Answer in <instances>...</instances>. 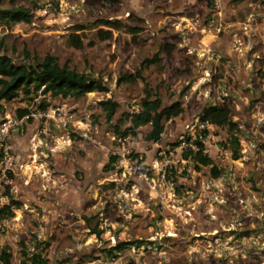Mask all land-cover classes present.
<instances>
[{"label":"rangeland","instance_id":"374dc122","mask_svg":"<svg viewBox=\"0 0 264 264\" xmlns=\"http://www.w3.org/2000/svg\"><path fill=\"white\" fill-rule=\"evenodd\" d=\"M17 5L29 22L0 24V54L31 64L52 55L108 91L0 101V122H17L0 145V160L4 144L11 156L0 164V208L12 211L0 216V251L10 264L33 252L47 264H264V0H222L216 36L202 31L211 0H0V8ZM154 54L155 63L141 64ZM146 91L182 107L156 142L144 139L147 125L130 132L124 119ZM105 98L117 103L108 121L97 104ZM221 104L236 149L224 126L200 134L201 109ZM54 108L58 123L40 115ZM19 109L27 113L17 117ZM190 130L211 165L195 168L178 148ZM111 135L133 140L141 171L114 175ZM168 151L163 174L151 168ZM126 241L141 243L109 253Z\"/></svg>","mask_w":264,"mask_h":264},{"label":"trees","instance_id":"16d2710c","mask_svg":"<svg viewBox=\"0 0 264 264\" xmlns=\"http://www.w3.org/2000/svg\"><path fill=\"white\" fill-rule=\"evenodd\" d=\"M31 14L22 6L17 5L9 8H0V24L7 25L10 22H29ZM108 24L109 22L103 21ZM68 44L75 48L80 47V41L77 34H69L67 37ZM158 60L156 54L151 58L142 61V65L153 64ZM139 77L138 72L135 75L131 73L121 74L117 77L116 83L131 82ZM39 93L50 97L60 98H78L84 96L88 92H107L108 89L100 80L92 79L81 74L74 69H70L65 65H58L52 55L45 54L38 62L31 64L28 62L16 63L10 57L0 54V101L11 100L19 95L28 97L31 93ZM100 111L104 114L105 120H109L115 113L117 103L110 98H105L97 102ZM47 104L43 101L39 108L43 109ZM182 111L179 101H174L168 105H162L158 97H150L146 91L144 96L139 100L138 109L136 111L125 114L124 119L128 122L126 129L133 132L140 126H148V131L144 135V139L149 142H156L160 138L165 121L177 116ZM25 109L17 111V117L26 114ZM198 119L200 121H208L214 126L225 127L229 132V142L231 145L238 147V139L234 132L236 131L235 123L231 121L229 109L227 106L207 105L201 109ZM196 150L187 149V153L192 158L195 168L200 166H208L212 164V160L206 154L201 153L202 143L195 139L193 141ZM182 154L184 158L187 153ZM236 150L233 155L235 157ZM111 160L113 159L110 156ZM210 171L213 176L217 175V171L211 166ZM14 207L18 206V202L11 201ZM12 211L9 205L0 208V216H11ZM91 233L99 235L100 230L97 227L91 228ZM139 241L117 242L109 248L112 251H121L129 244L139 246ZM10 254L4 250L0 251V264H10ZM19 264H47L38 252H33L30 256L23 257Z\"/></svg>","mask_w":264,"mask_h":264},{"label":"built area","instance_id":"2783aa9c","mask_svg":"<svg viewBox=\"0 0 264 264\" xmlns=\"http://www.w3.org/2000/svg\"><path fill=\"white\" fill-rule=\"evenodd\" d=\"M221 4L222 0H211V6L213 8V11L208 16L204 26H203V33L211 36H216L218 32L220 31L221 25H220V14H221ZM58 108H54L49 110L47 113L41 112L40 115L44 116L45 118H50L53 122L59 121L60 113L58 112ZM62 121V120H61ZM68 121V120H67ZM63 124H65L63 122ZM14 125H17V122L14 120H11L9 118H6L0 122V145L3 143L9 129L13 128ZM71 125L74 127V123H71ZM199 131L201 135L204 134V132H208L211 130L214 125L209 123L208 121H200L198 123ZM194 131L190 130L189 132V138L186 140L180 139V142L178 144L179 149H190V150H196V147L193 143V141L196 139L194 136ZM198 135L197 140L200 141L203 144L201 135ZM111 141H114L116 144V150H113L111 152V155L113 157L112 167L114 168V175H118V179L125 178L126 175H131L135 172H139L142 169V163H141V154H136L134 151L133 146V140L127 136L120 137V136H109ZM193 140V141H192ZM2 152V159L0 160V164L3 163V168L6 169L8 165L11 162V156L6 152L8 149L5 144L3 145ZM208 152V149L205 147H201V153L206 154ZM135 154V155H134ZM158 155H161L159 159H155L152 164L151 168L156 169L157 171H160L162 174L165 171L167 167H169V157L172 155V151H168L165 155L164 152H158ZM183 163L184 161L181 160ZM177 173H180V169L177 170ZM3 199L2 196H0V201Z\"/></svg>","mask_w":264,"mask_h":264},{"label":"crops","instance_id":"0c3cea01","mask_svg":"<svg viewBox=\"0 0 264 264\" xmlns=\"http://www.w3.org/2000/svg\"><path fill=\"white\" fill-rule=\"evenodd\" d=\"M185 18H186V21L189 22L190 19H188L187 17H185ZM184 20H185V19H184ZM189 24H190V25H189ZM189 24H188V25L192 27V25H191L190 22H189ZM184 25H186V24H185V22L182 21V27H184ZM204 35H207V34H204Z\"/></svg>","mask_w":264,"mask_h":264}]
</instances>
